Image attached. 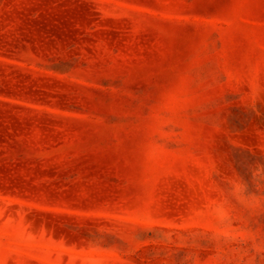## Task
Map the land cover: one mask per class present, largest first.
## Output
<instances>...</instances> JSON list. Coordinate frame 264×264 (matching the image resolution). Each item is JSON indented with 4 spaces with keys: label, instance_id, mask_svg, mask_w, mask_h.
Here are the masks:
<instances>
[{
    "label": "rangeland",
    "instance_id": "obj_1",
    "mask_svg": "<svg viewBox=\"0 0 264 264\" xmlns=\"http://www.w3.org/2000/svg\"><path fill=\"white\" fill-rule=\"evenodd\" d=\"M0 264H264V0H0Z\"/></svg>",
    "mask_w": 264,
    "mask_h": 264
}]
</instances>
